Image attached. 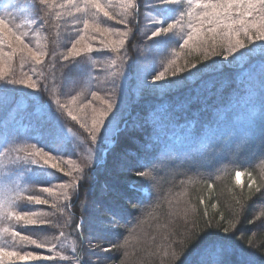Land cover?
<instances>
[{
  "label": "trees",
  "instance_id": "trees-1",
  "mask_svg": "<svg viewBox=\"0 0 264 264\" xmlns=\"http://www.w3.org/2000/svg\"><path fill=\"white\" fill-rule=\"evenodd\" d=\"M101 2L109 6L110 13L120 15L126 0ZM37 3L38 0H0V16L16 31L25 33L26 42L34 49L39 47L66 54L72 43L83 35L85 39L78 47L90 44L93 52L82 53L75 61L71 58L64 61L62 56H57L55 66L51 55L45 57L42 64H36L28 59L22 61L21 54L17 52L11 58V68L6 63L4 69L9 78L21 79L27 75L41 85L47 84L51 91L43 93L42 101L48 103L54 93L56 99L67 104L74 115L89 125L94 115L92 109L96 113L102 112L106 108L105 101L112 95L113 82L121 83V69L127 70L128 65L133 70L142 69L140 63L145 58V52L150 60L149 72L153 76L167 69L161 83L189 75L186 70L176 77L171 76L169 62L173 59L175 67L186 65L190 71H195L191 69L192 63H196L198 68H204L213 61L216 65L202 69L189 81L177 86L178 91L166 97L150 93L140 95L134 87H130L128 100L118 113V119L130 122L136 115L140 116L145 108L151 110L155 107V112L144 117L147 123L143 132L144 142L140 144L144 158L149 162L158 159L166 161L171 157L177 159L161 170L155 187L145 183L143 187L148 190L144 191L139 184L141 178L120 166L119 153L125 146L124 142L115 149L106 146L107 151L101 150L97 159V153L88 147L87 133L66 113L61 117L66 125L65 130L61 127V136L56 137L50 134L45 119L34 106L20 113L13 111L11 106L0 109L1 176L3 172L7 176L20 173L27 183L23 192L25 195L33 194L49 201L46 205H35L22 199L14 202L13 207L21 212H53L52 203H67L60 185L70 183L73 176L79 177L77 169L89 165L90 177L80 189V199L73 198L71 211L79 215L80 203L86 199L84 192L87 190V199L91 203L85 209L87 220L82 225L87 238L93 243L101 241L105 247L117 242L122 246L119 251H91L86 242L81 247L77 234L71 229L65 230V235L57 240L52 236L56 229L51 226L21 227L14 221L0 219V248L30 250L33 247L19 238H13L10 231H4L7 228L21 231L49 245L56 244L60 256L67 257L66 260L57 257L55 261L44 264H77L78 258L84 254L81 264H96L98 260L101 264L104 261L107 264H169L170 258L165 253L179 249V241L185 230L193 228L194 222L198 225L197 231L205 229L208 220H212L213 228L218 223L228 227L236 222L232 219V214L240 210L236 200L241 198V194L246 199L249 187L264 184V122L261 121L264 117V56L253 53V59L245 57L246 63L240 61L228 66L222 65L225 62L222 55L213 54L221 51L222 45L218 42L214 44L210 36L204 37L208 40L204 46H200L199 42L196 45L190 43L183 49L179 47L183 43L180 39L183 33L179 31L177 36L169 33L147 41L144 33L154 27L149 17L156 16L166 25L182 12L179 6L165 12L156 6L155 0H150L153 6L148 8H145L144 0H140V29L137 28L131 47L128 41L125 42L126 52L124 49L116 52L111 50V44L122 38L118 33L125 30L123 24L107 20L101 14L103 26L116 31L104 37L91 29L84 33L81 31L83 13L77 12L68 0H49L46 7L40 6L39 16L47 17V22L37 17ZM187 6V0H183L184 9ZM89 15H94V12L89 10ZM27 17H31L32 21H27ZM101 39L108 42V48L100 44ZM259 43L257 41L249 47H257ZM122 55L127 57L124 64L121 62ZM205 56H210V59H205ZM62 64H69L64 69V76L61 75ZM242 71H247L245 80H239ZM0 92L16 97L37 95L23 85L6 84L2 80ZM93 92L99 99H93ZM74 96L77 99L73 102ZM54 110L55 104L50 111L53 116L60 115L59 111L55 113ZM253 115L256 117L255 131L248 133ZM30 144L59 156L57 163L64 171H70L71 175L65 176L62 171L53 168L17 161V156L25 155L17 150ZM128 147L131 151L136 150V145ZM206 148L218 149L219 155L209 162H180V159L190 155L201 160ZM212 155V152H208L209 157ZM237 172L241 173L238 178ZM132 184L137 185L138 194L131 196L138 202V207L127 209L123 199L119 209L110 207L107 200L109 189L124 191ZM42 187L53 188L52 194L42 192ZM246 203V212L236 217L240 221L239 231L229 239L234 247L248 252L253 264H264V247L261 246L264 244V231L249 222L264 211V201L257 196L246 200ZM121 209L124 213L122 226L119 229L108 226L111 222L104 214ZM221 214L226 217L223 221L220 220ZM42 218L63 222L65 217L57 213ZM221 236V233L213 232L204 240ZM204 248V241L194 245L184 254V258L181 257V264H203ZM41 253L47 254L44 250ZM3 264L10 262L4 261Z\"/></svg>",
  "mask_w": 264,
  "mask_h": 264
},
{
  "label": "snow or ice",
  "instance_id": "snow-or-ice-1",
  "mask_svg": "<svg viewBox=\"0 0 264 264\" xmlns=\"http://www.w3.org/2000/svg\"><path fill=\"white\" fill-rule=\"evenodd\" d=\"M49 0H38V12L37 17L47 22V17H40L39 12L41 11L40 6H47ZM69 4L76 9L77 12L83 13L82 19V30L84 33L92 31L99 33L101 37L113 34L116 30L111 27L103 26V21L100 16L107 20H115L117 24H123L125 30L122 33H118L121 39L113 41L111 44V50L120 52L124 49L125 42H129L131 47V41L135 39L137 28H139V16H140V0H126L123 5V12L120 15L112 14L109 11V6L101 2V0H68ZM156 6L160 7L163 11H168L171 8L177 6L182 7L180 15L176 16L172 22L166 25L161 19L156 16L149 17L152 20L154 27L148 32L144 33V38L147 41H152L156 37L165 36L169 33H174L177 36L178 31L182 32L183 35L180 39L183 41L179 44L180 48H186L191 44L196 45L199 42L200 46H204L208 43L205 36H210L213 43H220L222 49L219 52H214L215 55H222L226 63L222 65H228L245 61V57L248 60L253 59V53H258L264 56V0H187V8L183 7V0H155ZM145 8L153 6L150 0H144ZM89 10L94 12V15H89ZM140 29V28H139ZM26 34L16 31L10 23L5 20L4 17L0 16V64L7 63L8 67L11 68V58L19 52L21 54V60L28 59L36 64H42L45 57L52 56L53 66L57 56H62L64 61H69L70 58L75 61V58L79 57L82 53H91L93 48L90 44L78 47L81 41L85 39L83 35H80L79 39H76L72 43L71 48L68 49L66 54L58 53L55 50L51 52L45 49L37 47L33 49L30 47L29 42H26ZM94 38V37H91ZM259 41L257 47H249L251 44H256ZM100 44L105 48L109 47L108 42L104 39L100 40ZM5 46L11 49V52L5 53ZM148 44L145 45L147 50ZM247 49V50H246ZM126 52L127 49H124ZM26 53V56L24 55ZM155 55V54H154ZM7 57V60H5ZM127 57L122 55L121 62L125 63ZM205 59H210V56H205ZM149 62L146 58L142 60L140 64L143 68H136L133 70L130 65L127 66V70L123 68L119 72L121 80L120 84L113 82L112 95L105 101L106 108L99 113L93 108L94 115L91 118L90 125L85 121L74 115L69 109L68 105L61 103L59 99L55 98L53 93L50 101L45 103L42 101L43 93L51 91L47 84L41 85V83L33 80L31 76H25V78L15 79L9 78L5 69L0 67V80L3 83L11 85H23L24 87L31 89L33 93L37 95L32 97H16L8 96L0 92V109L11 106L13 111L20 113L26 111L30 106H34L38 113L45 119L49 132L51 135L59 137L61 136V127L65 130L66 125L62 122V115L67 114L71 120L79 124L80 128L87 133L88 147L90 151H95L98 154L101 150L107 151L108 148L115 149L121 142H124L125 146L120 150V166L128 172L134 173L137 177L141 178L139 181L141 189L144 191L145 183L155 187L156 178L160 175L161 170L169 164V162H175V157L168 158L166 161L153 160L147 161L144 158L143 150L140 148V144L143 143V132L147 121L144 117H148L156 109L153 107L151 110L145 108L140 116H135L129 122H125L122 119H118V113L122 111L124 103L128 100L130 87H134L137 94L150 93L166 97L173 91H178L177 86L183 85L186 81H189L191 77L197 75L202 69L216 65L215 61L208 64L204 68H198L196 63L191 64L190 71L185 65L184 67H175V59L169 62L172 71L171 76L176 77L178 73L189 71L187 77H181L171 80L166 83H161L165 79V72H160L158 75H152L149 72ZM246 63V61H245ZM23 67V63L21 64ZM69 64L60 65L61 75L64 76L65 71ZM55 87V85H53ZM93 99H99L97 94L93 92ZM77 97H73V102ZM55 104L56 110L60 112V115L53 116L50 109ZM131 107V105L129 106ZM264 122V117L261 118ZM62 122V123H61ZM256 124V117L253 115L249 122L248 133H254ZM71 131L70 128L67 129ZM264 134V132H262ZM136 145V150L131 151L128 146ZM17 151L25 153L23 157L17 156V161L28 162L31 164L40 165L42 167H49L62 171L65 176H70V171H64L60 164L57 163L59 156H53L48 152L38 148L36 144H30L27 147L18 149ZM208 152H212L211 157L208 156ZM216 155H219L218 149H205L202 153L201 160H198L195 156H187L180 159L181 163L193 162L202 163V160L208 162L213 159ZM80 172V176H73L70 183L60 185L64 201L67 203H52L50 206L53 209L51 213H42L40 211H18L13 204L17 200H26L28 203L35 205H46L49 204L47 199H41L37 195L27 194L25 195L22 190L15 189L14 194L7 195L5 199H0V219L8 221H14L16 225L21 227L29 226H51L56 229V232L52 234L53 239H60L65 235V230L71 229L72 232L77 234V239L81 242L83 248L85 242L91 251H119L122 247L118 242L113 244L111 247H105L101 241L93 243L92 240L87 238L86 231L83 230L82 225L86 222L87 217L85 214L86 207L91 203L87 199V190L84 192L85 200L80 203V212L77 216L71 211L73 198L76 200L80 199V189L87 183L90 173L91 166L86 165L85 168L77 169ZM237 177L241 173H236ZM255 183V182H253ZM148 190V189H147ZM41 191L44 193L52 194L53 188L42 187ZM131 194L137 195V185H129L124 191H114L109 189L107 194V200L109 206L119 209L120 201L123 199V203L127 205V209L138 207V202L132 199ZM259 196L261 201H264V184H260L253 187H249L248 196L245 199L241 194V198L236 200L239 205V212L232 214V219L236 222L230 223L228 227H224L218 223L213 228L212 220L205 222V229L197 231L198 225L194 222L193 228L186 229L182 239L179 241V249H173L171 252H166L165 256L170 258L169 264H181V257H185V253H188L194 245H197L204 241L205 244V258L203 264H253L251 256L245 250L237 249L234 247L232 241L229 239L239 231V220L236 217L242 216L247 210L246 200H251L253 197ZM126 197V198H125ZM57 213L60 216H64L63 222L59 219H44V216H54ZM123 210L119 212H113L111 214L105 213L104 215L111 222L110 227L119 229L121 225V218L123 216ZM207 215V213H204ZM226 217L221 214L220 220H225ZM250 223L257 225L261 231H264V211L260 212L259 216H256L254 220H250ZM9 232L13 238H19V240L33 246L30 250H6L0 248V264L4 261L10 262V264H44V262L55 261L57 257L61 260H66L67 257L60 256L59 251H56L57 245H49L41 242L38 239L32 238L28 234H22L21 231L15 229H4ZM213 232H219L222 234L221 237L210 238L204 240V238ZM58 233V234H57ZM264 247V244L261 245ZM247 249V248H245ZM41 250L46 251L47 254H42ZM248 250V249H247ZM85 254L82 258H78L77 264H81L84 260ZM96 264H101V261H97ZM104 264H107L104 261Z\"/></svg>",
  "mask_w": 264,
  "mask_h": 264
},
{
  "label": "rangeland",
  "instance_id": "rangeland-1",
  "mask_svg": "<svg viewBox=\"0 0 264 264\" xmlns=\"http://www.w3.org/2000/svg\"><path fill=\"white\" fill-rule=\"evenodd\" d=\"M27 21L29 22L32 21V18L27 17ZM32 48L34 49V47ZM4 51L5 53H8L11 51V49L5 46ZM5 60H7V57H5ZM5 65L6 63L0 64V67L4 68ZM231 65L232 64H228V66H231ZM246 78H247V71H242L239 74V80L240 79L245 80ZM17 171H21V170L17 169ZM20 176H21L20 173L18 174L11 173L10 176H7L5 172H3V176H1L0 174V199H5L7 195L14 194L13 190L15 189H19V190H22V192H24L25 188L27 187V183H25L24 180H22Z\"/></svg>",
  "mask_w": 264,
  "mask_h": 264
}]
</instances>
